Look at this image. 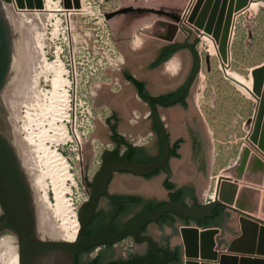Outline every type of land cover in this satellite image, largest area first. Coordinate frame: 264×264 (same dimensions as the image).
Returning <instances> with one entry per match:
<instances>
[{"label": "rangeland", "instance_id": "1", "mask_svg": "<svg viewBox=\"0 0 264 264\" xmlns=\"http://www.w3.org/2000/svg\"><path fill=\"white\" fill-rule=\"evenodd\" d=\"M197 1L31 0L34 6L29 7V1L24 0V7H20L17 0H3L9 7L6 13L12 25L14 49L10 77L0 98L1 122L5 134L25 163L27 175L25 147L17 138L20 133L21 138L26 136L22 127L28 123L25 100L35 109L43 106L44 110L50 104L55 75L45 70L44 63L62 61L68 71L65 77L71 82V107L69 117L64 121L71 137L55 146L67 158L77 179L68 195L77 208L89 199L85 183L91 187L89 184L101 167L103 154L112 150L100 140L110 139L101 120L116 106L142 107V102L133 96L131 86L124 83V71L128 69L137 73L139 68V77H146L156 91L166 89L164 67L152 71L147 64L163 45L175 41L194 44L201 59L202 68L190 102L195 112L201 115L202 139L209 157V179L206 190H203L205 197L209 200L215 196L223 170L238 161L244 146L264 159V152L258 144L249 140L260 99L254 92L253 71L264 66V0H249L242 10H234L226 54L220 41L197 24L198 14L195 20H191ZM236 4L235 0L234 8ZM231 6L230 0L227 12ZM178 55L185 62L193 61L188 49ZM31 95L34 96L29 97ZM28 98L35 101L30 100L33 102L30 103ZM52 119L49 112L44 119L46 123L36 119L35 132L44 136L53 134ZM90 121L94 124L93 129H90ZM140 127H144L141 122ZM46 180L50 181L49 178ZM119 183L121 186L123 181L119 180ZM253 187L260 189L264 197V183ZM147 189L160 199L165 197L158 180ZM54 195L50 190L51 201H55ZM35 204L39 234L54 240L55 236H47L43 231L50 223ZM229 212L230 221H234L236 228L230 225L224 234L220 229L215 235L212 231L209 238L193 236L196 237L191 244L196 254L194 264H206L207 259L210 260L208 264H220L219 258L223 255L220 251L229 245L231 235L240 233L237 229L238 213ZM200 245L204 247L202 251ZM227 253L234 255L235 252Z\"/></svg>", "mask_w": 264, "mask_h": 264}, {"label": "water", "instance_id": "2", "mask_svg": "<svg viewBox=\"0 0 264 264\" xmlns=\"http://www.w3.org/2000/svg\"><path fill=\"white\" fill-rule=\"evenodd\" d=\"M23 1L17 0V4L24 7ZM28 1L30 3L28 6L33 7L34 3L31 4V0ZM221 1L198 0L191 20H195L198 14L197 24L204 26L207 33L212 34L220 41L221 48L226 54L234 10L239 12L247 5L249 0H236L235 8L233 7L235 0H231L232 6L228 12L226 9L230 0H223L222 6L220 5ZM219 8H221L220 11ZM13 49L12 25L4 9V2L0 0V98L10 77L13 65ZM195 57L199 68L200 59L198 54ZM253 76L254 92L260 99L257 104L254 127L250 138L264 152V66L256 68L253 71ZM1 112L2 107L0 104V233L8 231L17 237L19 264H77L80 253L92 247H102L114 243H118L122 250L128 252L132 243L130 239L126 238L131 235H135L139 244H142L139 245L140 253L144 252L146 244L155 249H160L152 236L142 233L149 223L159 221L167 213H173L194 222L186 226L209 229L212 233L213 229L221 228L216 225L199 226L197 223L213 217L218 206H224L227 210H233L239 215L240 233L223 250L264 255V197H262L260 189L253 187L264 183V159L257 153L252 152L248 146L243 147L236 163L223 170L222 176L218 180L214 201L194 207L170 201L139 216L118 232H115L110 224L92 236L83 235L84 229L95 213L100 197L107 194L108 182L113 172L148 175L166 164L169 146L164 130L165 151L162 159L157 163L143 164L112 151L103 154L101 167L92 187H88L85 183L86 188L90 189L91 193L89 201L83 205L80 211L77 221L78 239L76 242L50 240L41 237L38 231L37 208L31 182L15 146L4 132ZM157 118L163 128L158 115ZM240 180L246 183L240 186ZM257 215H260L261 218ZM258 238L259 243L257 244ZM186 252L184 248L183 264H186ZM146 262L163 264V262L156 263L150 255L139 259V264H145ZM220 264H264V260L247 255L239 258L237 255L223 254L220 257Z\"/></svg>", "mask_w": 264, "mask_h": 264}, {"label": "flooded vegetation", "instance_id": "3", "mask_svg": "<svg viewBox=\"0 0 264 264\" xmlns=\"http://www.w3.org/2000/svg\"><path fill=\"white\" fill-rule=\"evenodd\" d=\"M186 49L192 55L193 61L185 62L178 55V53ZM196 54H198V51L194 44L175 41L163 45L152 56L151 61L147 64L148 69L154 71L164 67L165 76H167V80L165 81L167 88L160 91H156L146 77L140 76L138 78L130 70L126 69L124 71V76L129 80L130 86L137 93L140 101L148 109L149 113L145 120L141 118L139 121L144 126L139 128L140 132H142L139 135V140L144 141V143L139 144L138 147L131 145L132 147L122 156L129 159L133 158V161L143 164L159 162L165 151L164 130L169 146L166 164L160 166L151 174L139 175V182L162 179L166 197L159 199L145 193L141 189H139V192L116 191L113 185L116 183L117 177L128 173L113 172L108 182L107 194L100 197L95 213L84 229L83 235L92 236L110 224L113 230L118 232L139 216L170 201L184 203L190 207L214 201L215 196L211 200H208L207 196L205 198L202 196L205 195L204 191L209 179V157L202 139L204 126L201 123V115L195 112L190 102L193 86L202 68L200 57V66L198 68ZM176 57H179V64L174 72L168 71L166 65L176 59ZM115 114H117V120L110 139L116 144L112 152L120 154L119 146L122 144L120 141H129L124 136H120L118 129L122 118L118 113L115 112ZM156 114L159 116L163 128ZM93 182L89 184L91 187ZM229 221V210L224 206H218L215 209L213 217H209L201 222L207 224V226H219L224 234L226 233V228L229 229ZM178 222L183 223V225L194 223L190 219L186 220L176 214L167 213L159 221L149 223L142 233L153 237L151 233L153 227H158L159 229L168 227L174 231L178 228ZM126 239H130L132 243L128 252L122 250L118 246V243L107 244L102 247H92L78 255L77 264L129 262L139 264V259L147 255H150L156 263L183 264L181 247L179 244H173L171 239L157 241L153 237L160 249H155L146 244V248L142 253L139 252V245L142 244H139L135 235H131ZM145 264L150 263L146 262Z\"/></svg>", "mask_w": 264, "mask_h": 264}, {"label": "bare ground", "instance_id": "4", "mask_svg": "<svg viewBox=\"0 0 264 264\" xmlns=\"http://www.w3.org/2000/svg\"><path fill=\"white\" fill-rule=\"evenodd\" d=\"M6 5L4 4L5 11L9 8L6 7ZM178 64L179 57H176V59L166 65V69L174 72ZM44 68L47 71H52L55 75L54 90L49 96L50 104L49 106L47 105L48 107H45L44 110L42 109L43 106L39 109H35L33 105H29L25 100V103L28 105L25 116L28 123L26 122L22 127L26 132V136L21 138L20 133L17 140L21 141L23 147H25L23 155L27 164L28 175L31 178V186L35 193V202L37 203L39 211L46 216L51 224L50 227V224L48 223L49 227L45 226V230L43 231L47 236H55V239H61L62 241L73 243L78 239L77 221L81 208L87 201H89L90 195L89 199L82 204V206L77 208L73 206L68 195L72 193L71 185H75L77 179L71 171L69 161L57 150V146H55V144L65 142L71 137L69 127L64 123L69 117L68 110H70L71 107L69 93L71 82L65 77V74L68 71H66L62 61L44 63ZM45 95L47 96V94ZM33 96L34 95H31L29 97ZM30 100L35 101L32 98H30ZM32 101H30V103ZM40 105L41 104H39L38 107ZM48 112L51 113V116L53 117L50 121L53 134L44 136L42 133L38 134L35 132L34 125H38L37 121H35L36 119H41L42 121L46 119ZM44 121V123H46L47 120ZM59 122L62 123L60 124ZM18 131L20 132V130ZM249 140L251 141V138ZM23 164V166H25V163ZM47 178L50 179L49 182L46 180ZM230 178L234 179L233 177ZM244 183L246 182L240 180L239 185L241 186ZM50 190L54 191L55 201H51L50 199ZM90 193L91 190L89 189V194ZM259 216L260 215H257V217ZM44 222L46 221L44 220ZM50 229L52 231L54 230L56 233H50L52 232ZM241 255L242 254H240V256ZM9 262L11 264H19V248L17 237L11 234V232L5 231L0 234V264H8Z\"/></svg>", "mask_w": 264, "mask_h": 264}, {"label": "crops", "instance_id": "5", "mask_svg": "<svg viewBox=\"0 0 264 264\" xmlns=\"http://www.w3.org/2000/svg\"><path fill=\"white\" fill-rule=\"evenodd\" d=\"M134 51H136V49H134ZM132 74L136 75L139 78V68L137 69V73H132ZM122 79H123L125 84L130 86V82L124 76V73H123ZM131 92H132L133 96H135L136 98H138V100H140L139 96L134 91V89H132V87H131ZM116 107L113 109V112H111V114L106 115L104 120H101V124L105 128L106 132H108V134L111 135L113 132V129L115 128L114 125H115L116 120H117V116H116L117 114H115V112L120 115V117L122 118V121H121L120 127L118 129V132H119L120 136H124L129 141V142L123 141L122 144L119 146L120 154L123 155L125 152L128 151V149L130 147H132V146L138 147L139 144L144 143V141L139 140V135H141V133H142V132H140V129H139V120L141 118L143 120H145L149 111L144 106V104H142V107L139 106V108L134 107V106H131V107L128 106L127 107V105H125L124 107H121V106L120 107L116 106ZM139 113H140L141 117L139 116ZM99 137H101V136H99ZM100 140L103 141V143L105 145L111 146L112 149L116 145L111 139L104 141L103 139L100 138ZM126 173H128V174L119 175L117 177V181L113 185L114 190L139 192V189H141L145 193H148L154 197H157L154 193L147 191L148 190L147 187H149L156 180H153L150 182H142V181L139 182L140 181L139 175L133 174L131 172H126ZM119 180L123 181L121 186H120ZM157 180L161 183L163 194L166 197L165 189H164L163 184H162V179H157ZM138 184H139V187H138ZM202 196L205 198V195H202ZM165 197H163V198H165ZM157 198H159V197H157ZM234 224H235L234 221H229L228 226L232 225L233 228H236V226H234ZM177 226H178V228L175 229L174 231L168 227H166L165 229H163V228L159 229L158 227H153L151 229V233H152L153 237L155 238V240H157V241H166L167 239H171L173 244H179L183 254H184V248L186 249V246H187L188 251L186 252V264H194L195 259H196V257H195L196 254L193 253L191 244L195 241L194 239L196 237L202 236L204 238H207V237L209 238L210 237L209 235H211L210 230H208V229L202 230V229L197 228V227H188L186 225H183V223H180V222L177 223ZM238 228H239V232H240V227H238V225H237V229ZM182 229L184 230L183 231L184 236L182 233ZM216 231H218V229H213L214 235L216 234ZM238 235H236V236H234V234L231 235L230 236L231 237L230 242L233 239H235L236 237H238ZM193 236H196V237L193 238ZM199 240H201V238ZM203 240L205 242H207V240H205V239H203ZM258 243H259V238L257 239V244ZM202 248H204V247L201 246V248H200L201 251H202ZM227 252L228 251H226V250L220 251V253L224 254V255L225 254L226 255H233V254H229ZM240 254H242V255L240 256ZM234 255L239 256V258L247 255L249 257H254V258L258 257V258L264 260V255H259L257 253H255V254L234 253ZM209 261L210 260L207 259L206 264L210 263Z\"/></svg>", "mask_w": 264, "mask_h": 264}, {"label": "built area", "instance_id": "6", "mask_svg": "<svg viewBox=\"0 0 264 264\" xmlns=\"http://www.w3.org/2000/svg\"><path fill=\"white\" fill-rule=\"evenodd\" d=\"M89 126H90V129H93L94 128V124H93V122H89ZM82 153V152H81ZM80 154V153H79ZM80 159V158H79ZM211 199H214V198H212V196L210 197V200Z\"/></svg>", "mask_w": 264, "mask_h": 264}, {"label": "trees", "instance_id": "7", "mask_svg": "<svg viewBox=\"0 0 264 264\" xmlns=\"http://www.w3.org/2000/svg\"><path fill=\"white\" fill-rule=\"evenodd\" d=\"M128 77H130V76H128ZM121 143H122V141H120ZM131 160H133V158H130ZM199 226H207V224H204V223H202V222H199V223H197Z\"/></svg>", "mask_w": 264, "mask_h": 264}]
</instances>
